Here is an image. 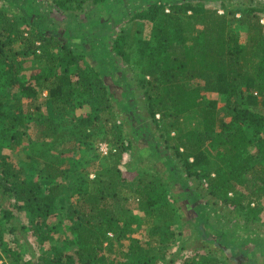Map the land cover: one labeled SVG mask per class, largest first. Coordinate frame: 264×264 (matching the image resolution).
I'll list each match as a JSON object with an SVG mask.
<instances>
[{"label": "trees", "instance_id": "obj_1", "mask_svg": "<svg viewBox=\"0 0 264 264\" xmlns=\"http://www.w3.org/2000/svg\"><path fill=\"white\" fill-rule=\"evenodd\" d=\"M52 2L70 12L82 10L87 2L105 7V0ZM249 11L256 18H249L252 28L259 17ZM228 13L226 3L218 8L201 1L152 3L133 15L131 38L117 35L112 49L132 71L141 91L144 124L154 145H162L165 161L177 157L184 164L181 172L206 167L194 175L204 180L216 203L244 223L264 224V31L241 38ZM145 23L149 33L142 37ZM116 89L78 41L43 28L27 7L19 15L0 7V141L10 149L20 147L34 163L40 161L45 173L39 180L23 174L0 149V264H105V259L117 264L111 254L103 260L102 250L111 252L122 241L128 243L120 264H158L161 258L166 264L178 223L176 253L201 233L197 214L181 205L183 194L175 190L181 186L168 182L157 165L141 166V156L122 159L134 153L143 135L132 126L125 105L120 107ZM41 91L46 93L45 116L21 105ZM208 92L224 96L226 113L218 120L212 116L215 102L205 101ZM100 141L107 143L104 155L97 150ZM124 161L128 170L137 165L132 180L119 166ZM129 192L136 202L133 212L119 210ZM57 200L61 206L67 203L66 217L75 235L70 242L76 248L66 252L52 245L47 253L30 252L23 259L10 242L29 245L27 231L41 242L52 239ZM22 210L27 224L18 221ZM2 220L9 226L3 227ZM142 220L147 223L144 239L131 236L133 225ZM4 231L16 237L6 240ZM205 242L192 240L195 250L179 264H231L219 244L213 248Z\"/></svg>", "mask_w": 264, "mask_h": 264}, {"label": "rangeland", "instance_id": "obj_2", "mask_svg": "<svg viewBox=\"0 0 264 264\" xmlns=\"http://www.w3.org/2000/svg\"><path fill=\"white\" fill-rule=\"evenodd\" d=\"M162 0H105V7L100 9L98 5L87 2L83 5L82 10L76 12L59 10L52 0H0V7L9 12L19 15L20 12L24 13L27 7L33 16L34 20L39 21L43 28L50 29L59 33L65 39L70 41L75 39L78 41L91 63L94 65H101L106 74L114 80L116 83V95L117 101L121 108L126 107V113L130 116L131 124L136 130L141 129V135L138 137V141L135 143L134 153H127L122 159L135 156H141V166L150 167L151 165H157V167L163 171L164 178L171 184L179 185L180 188H175L179 194H183L181 205H184V209L189 212H195L198 216V225L201 233H196L192 240H204L207 247L216 248L215 244H219L221 248L227 251L228 256H231V264H264V224L258 220L253 222L244 223L233 217L230 214V210L223 206L222 203H216L217 198L211 194L206 193L203 187L202 179H197L194 175V170L200 173L207 169L202 165L190 166L187 168V172L182 171L184 164L179 161L177 157L170 156V163L165 161L162 145L155 146L154 138L151 137V133L146 129L144 124L146 118H144L145 112L141 101V91L137 87L136 82L133 79L132 71L129 66L125 64L113 51V41L119 34H127V38H131V32L134 31L136 25L134 24L133 15L136 12L146 9L152 3H159ZM167 2H203L206 6L211 8H218L221 4L226 3L227 8L230 10L228 13V19L232 21V25L236 30H239L241 38L257 34L259 31H264V0H164ZM247 9V12H242V9ZM168 9V8H167ZM254 9L256 16L258 15L259 24H249V18L252 17V13L248 10ZM133 22V24H132ZM24 29V25H20ZM28 30V28H26ZM149 29L146 23L143 25L142 32H139V36L147 37ZM80 49V45L78 47ZM79 51V50H78ZM46 93L41 91L35 98L22 100V107L25 110L32 111L38 115L45 113ZM205 101L213 100L215 102V111L212 116L217 120L226 113L224 109V96L208 92L205 94ZM125 105V107H123ZM45 116V114H44ZM106 116V115H105ZM104 118V116H102ZM149 123V122H148ZM151 125V123H150ZM149 130L154 131L152 125ZM148 131V132H147ZM32 137H36L37 132L29 130ZM98 143V152L104 155L106 152L107 143L100 141ZM68 142L66 146H69ZM58 147V146H57ZM0 149L3 152L10 154L11 159L15 162L17 168H21V172L25 175H31L36 179H43L44 172L40 169L39 163H34L31 157L27 158V153L20 147L17 149H10L8 142L0 141ZM66 149V148H64ZM58 150H63L59 145ZM56 151V150H55ZM79 153V154H78ZM77 155H81L78 152ZM133 154V155H132ZM90 154V158H91ZM213 156L210 154L209 159L211 162ZM121 160V159H120ZM119 160V161H120ZM137 162L139 159H136ZM117 162L116 159L113 160ZM132 162V159H131ZM140 162V161H139ZM126 161L119 164L126 175L128 180H132L135 176L136 166L131 165V170L126 167ZM143 163V165H142ZM211 167H215L212 163ZM180 171V172H179ZM61 176V175H60ZM93 177V174L90 175ZM60 178V177H59ZM61 180V179H60ZM59 180V181H60ZM47 188V185H43V189ZM64 196V195H61ZM76 197H70V201ZM135 199L129 192L127 196L122 199L119 206V210H130L133 212L135 208ZM66 204L61 206L60 201L55 202V217L57 232L52 235V239L49 241L41 242L36 237L30 235L27 231V238L29 239V245H25L21 242H10V245L20 251L23 255V259L30 257V252L40 254L42 252L47 253L49 248L54 246H62L66 252L72 251L76 246L70 242L74 239L75 235L69 228L66 215ZM186 206V208H185ZM120 212V211H117ZM18 221L20 223L27 224L28 216L25 210L17 212ZM143 221V220H142ZM133 225L131 236L144 239L147 232V223L142 222ZM3 227L9 226V223L2 220ZM181 223L176 226L177 237L175 238L172 246L169 248L166 255V264H179L181 259L186 255L191 254L192 248L195 250V244L191 242L187 243V247L180 253H176L177 243L181 237L179 231L181 230ZM6 228V227H5ZM20 234V232L18 233ZM6 240H11L16 236H13L9 232L3 233ZM199 238V239H198ZM128 241H122L115 243L111 252L104 247L102 250L103 260L104 256L109 254L115 256L117 264L123 259V252L126 249ZM177 244V245H176ZM198 249V248H197ZM175 251V253H173ZM203 249L199 253H203ZM221 252V250H219ZM197 255V254H196ZM173 257V261H169ZM162 259H157L158 264H163ZM105 264L108 260L105 259ZM109 264V262H108Z\"/></svg>", "mask_w": 264, "mask_h": 264}]
</instances>
